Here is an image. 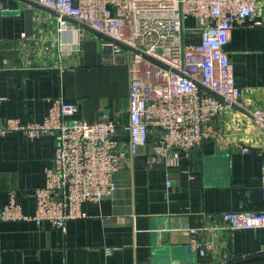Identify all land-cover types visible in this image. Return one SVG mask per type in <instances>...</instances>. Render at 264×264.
Here are the masks:
<instances>
[{
	"label": "crops",
	"instance_id": "0c3cea01",
	"mask_svg": "<svg viewBox=\"0 0 264 264\" xmlns=\"http://www.w3.org/2000/svg\"><path fill=\"white\" fill-rule=\"evenodd\" d=\"M19 3L0 15V126L7 119L41 123L54 99L78 107L71 120L119 123L124 148L129 123V54L92 30H61L53 11ZM261 25L238 24L226 46L236 85L250 110L264 108V0ZM222 138L206 141L177 166L148 164L143 149L116 175L114 198L86 202L87 217L65 230L49 222L0 219V264H264V228L202 233L205 257L190 248L186 227H203L205 214L264 210V131L241 108L215 120ZM55 136H0V211L14 196L24 213L36 211V190L53 165ZM248 148V151H244ZM170 181L171 186H168Z\"/></svg>",
	"mask_w": 264,
	"mask_h": 264
},
{
	"label": "built area",
	"instance_id": "2783aa9c",
	"mask_svg": "<svg viewBox=\"0 0 264 264\" xmlns=\"http://www.w3.org/2000/svg\"><path fill=\"white\" fill-rule=\"evenodd\" d=\"M53 11L61 30H92L129 54V123L127 148L116 139L119 123L71 120L78 107L54 99L41 123L7 119L0 136L23 132L30 138L55 136L53 165L36 190V211L24 213L13 196L0 211L1 220L49 222L66 229L87 217L86 202L114 198L116 175L143 149L148 164L170 169L181 154L206 141L221 139L215 120L225 108L249 112L264 131V108L250 110L236 85L234 64L226 46L240 23L261 25L258 0H37ZM3 98H0V105ZM245 152L248 148L243 149ZM264 199V162L262 166ZM168 186H171L168 181ZM203 227H186L190 248L205 257L211 244L202 233L264 228V210L205 214ZM222 264H232L228 252Z\"/></svg>",
	"mask_w": 264,
	"mask_h": 264
},
{
	"label": "water",
	"instance_id": "95a60500",
	"mask_svg": "<svg viewBox=\"0 0 264 264\" xmlns=\"http://www.w3.org/2000/svg\"><path fill=\"white\" fill-rule=\"evenodd\" d=\"M19 3L22 4H29V5H37L29 0H0V15L1 11H12V10H17L19 8ZM264 259V255L252 258L249 260H246L245 263L247 262H253V261H258Z\"/></svg>",
	"mask_w": 264,
	"mask_h": 264
}]
</instances>
